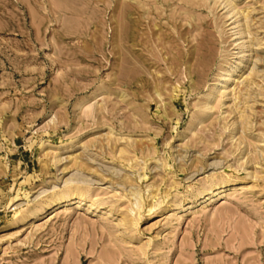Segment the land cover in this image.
<instances>
[{"label": "rangeland", "instance_id": "rangeland-1", "mask_svg": "<svg viewBox=\"0 0 264 264\" xmlns=\"http://www.w3.org/2000/svg\"><path fill=\"white\" fill-rule=\"evenodd\" d=\"M0 264H264V0H0Z\"/></svg>", "mask_w": 264, "mask_h": 264}, {"label": "bare ground", "instance_id": "bare-ground-1", "mask_svg": "<svg viewBox=\"0 0 264 264\" xmlns=\"http://www.w3.org/2000/svg\"><path fill=\"white\" fill-rule=\"evenodd\" d=\"M250 59V58H249ZM247 60V59H246ZM244 64V63H243ZM247 64V63H246ZM242 66V65H241ZM100 89H102V87L100 88ZM216 186V185H215ZM221 188V187H220ZM220 190V189H219ZM80 191V190H79ZM85 192V191H84ZM215 189L214 190H211L209 193H207V196L208 195H211V194H215ZM86 195V194H85ZM84 194H82V193H80V192H74V193H72L71 192V194H63V195H61V196H58V197H56V198H52V203H54L55 205L56 204H59L60 205V203H62V202H68V201H70V202H72V203H77V204H79V205H82V204H84L86 201H87V198H86V196H85ZM211 197V196H210ZM205 198V197H204ZM51 199V198H50ZM49 201V200H48ZM48 203V202H47ZM46 205V204H45ZM44 205V207H42V208H38V211L40 212V213H42V212H44L45 210H46V206ZM94 205V204H93ZM50 206V205H49ZM48 208H50V207H48ZM37 211V210H36ZM37 211V212H38ZM37 212H35V213H32L30 216H32V218H35V217H37ZM39 217V216H38ZM31 220V219H30Z\"/></svg>", "mask_w": 264, "mask_h": 264}]
</instances>
